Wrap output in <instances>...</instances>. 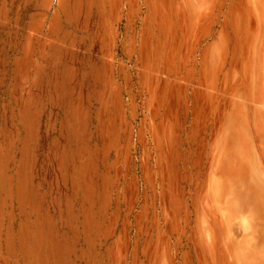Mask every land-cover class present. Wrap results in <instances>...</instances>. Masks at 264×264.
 Returning a JSON list of instances; mask_svg holds the SVG:
<instances>
[{
	"label": "rangeland",
	"instance_id": "374dc122",
	"mask_svg": "<svg viewBox=\"0 0 264 264\" xmlns=\"http://www.w3.org/2000/svg\"><path fill=\"white\" fill-rule=\"evenodd\" d=\"M0 264H264V0H0Z\"/></svg>",
	"mask_w": 264,
	"mask_h": 264
}]
</instances>
